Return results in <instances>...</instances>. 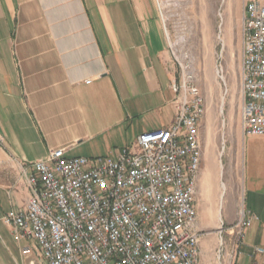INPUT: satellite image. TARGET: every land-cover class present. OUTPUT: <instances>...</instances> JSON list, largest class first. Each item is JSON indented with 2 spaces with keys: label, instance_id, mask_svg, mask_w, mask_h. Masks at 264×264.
<instances>
[{
  "label": "crops",
  "instance_id": "obj_1",
  "mask_svg": "<svg viewBox=\"0 0 264 264\" xmlns=\"http://www.w3.org/2000/svg\"><path fill=\"white\" fill-rule=\"evenodd\" d=\"M171 54L155 0H0V264L36 257L2 220L29 197L31 163L57 147L67 156H115L139 133L172 124ZM234 145L221 189L214 162L198 172V264L226 262L219 228L204 227H229L240 209L256 218L235 264H264L253 251L264 247V135Z\"/></svg>",
  "mask_w": 264,
  "mask_h": 264
},
{
  "label": "built area",
  "instance_id": "obj_2",
  "mask_svg": "<svg viewBox=\"0 0 264 264\" xmlns=\"http://www.w3.org/2000/svg\"><path fill=\"white\" fill-rule=\"evenodd\" d=\"M241 34L240 130L262 136L264 0L245 1ZM169 47L178 73L168 128L139 133L115 156H67L57 147L30 164L29 197L2 217L14 240L32 244L30 264H198L203 232L195 192L205 103L189 63ZM254 218L240 209L231 226H220L222 246L223 233L240 243ZM253 251L264 255V247Z\"/></svg>",
  "mask_w": 264,
  "mask_h": 264
},
{
  "label": "rangeland",
  "instance_id": "obj_3",
  "mask_svg": "<svg viewBox=\"0 0 264 264\" xmlns=\"http://www.w3.org/2000/svg\"><path fill=\"white\" fill-rule=\"evenodd\" d=\"M155 1L167 44L179 60L189 63L204 97L205 112L200 123L201 164L204 160L214 162L217 188L221 189V182L228 176V169L221 165L236 153L234 144L236 141L241 143L243 138L240 130V58L246 0ZM171 57L178 73V64L172 54ZM234 188L241 190L242 186L239 184ZM204 228L206 232H216L220 227H214L215 230L212 226ZM223 238L227 242L223 248L226 263L235 264L233 252L237 253V235L223 233ZM214 243L219 245L218 237L214 238Z\"/></svg>",
  "mask_w": 264,
  "mask_h": 264
}]
</instances>
